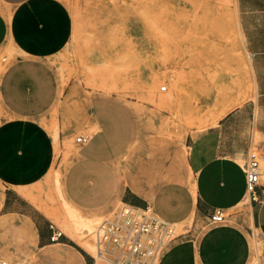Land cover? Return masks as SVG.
<instances>
[{
  "label": "crops",
  "instance_id": "crops-1",
  "mask_svg": "<svg viewBox=\"0 0 264 264\" xmlns=\"http://www.w3.org/2000/svg\"><path fill=\"white\" fill-rule=\"evenodd\" d=\"M67 1L0 0V54L12 51L0 60V259L64 244L87 263L75 238L63 232L51 240L58 227L28 194L61 168L59 141L90 130L61 168L66 212L89 219L79 209L120 201L184 224L160 264H254L257 257L264 264V173L253 198L242 168L253 149L264 164V0H234L253 96L191 137L186 153L172 162L162 148L137 140L133 114L120 100L60 84L50 58L73 33ZM215 210L224 212L223 222L211 221ZM24 229L30 238L20 241ZM255 234L262 239L259 255ZM46 255L40 253L37 264H47Z\"/></svg>",
  "mask_w": 264,
  "mask_h": 264
},
{
  "label": "rangeland",
  "instance_id": "rangeland-1",
  "mask_svg": "<svg viewBox=\"0 0 264 264\" xmlns=\"http://www.w3.org/2000/svg\"><path fill=\"white\" fill-rule=\"evenodd\" d=\"M67 2L73 33L66 47L50 58L60 84L78 85L90 95L120 100L133 114L137 140L147 147L162 148L170 162L180 159L191 137L215 124L233 103L253 96L249 54L234 0ZM11 55L12 51L6 50L0 60ZM53 117L57 121V114ZM82 132L91 131L79 130L59 141L61 168L68 164L69 154L79 148L76 139ZM61 168L34 186L28 197L70 235L64 228L65 217L78 218L66 212L69 204L60 192ZM261 168L264 170L262 162ZM121 205L116 201L97 210L79 211L98 219L97 226L102 220L115 218ZM184 231V224L175 225L176 234ZM76 234L79 243V236L93 242L92 233L76 228ZM253 236L262 241L257 234ZM28 238L27 230H21L20 241ZM80 248L87 263L80 262L76 251L64 244L20 249L6 258L18 264H37L40 253L46 252L47 264H94L90 254L94 251Z\"/></svg>",
  "mask_w": 264,
  "mask_h": 264
},
{
  "label": "built area",
  "instance_id": "built-area-1",
  "mask_svg": "<svg viewBox=\"0 0 264 264\" xmlns=\"http://www.w3.org/2000/svg\"><path fill=\"white\" fill-rule=\"evenodd\" d=\"M162 89L165 90L166 85ZM89 139V134H81L76 140L86 143ZM261 157L260 151L253 149L242 163L247 192L253 198L264 173ZM210 218L214 223L223 222L225 214L215 210ZM62 235L63 231L55 228L51 240L58 241ZM177 235L175 225L157 216L151 208L123 203L115 218L100 221L92 232L95 253L91 255L94 262L104 264H160L168 245ZM0 264L18 263L1 258Z\"/></svg>",
  "mask_w": 264,
  "mask_h": 264
},
{
  "label": "bare ground",
  "instance_id": "bare-ground-1",
  "mask_svg": "<svg viewBox=\"0 0 264 264\" xmlns=\"http://www.w3.org/2000/svg\"><path fill=\"white\" fill-rule=\"evenodd\" d=\"M243 99L238 100L237 102L233 103L227 110H229L230 108L238 105L239 103H242ZM98 222V219H82V220H77V219H73L72 215L66 216L65 220H64V228L65 230L70 234V236H72L73 238H76L77 234H76V228H78V230L81 231V233H87L91 234L94 229L96 228V223ZM181 226V225H180ZM81 242L80 244L89 252L94 251L95 253V247L93 242L88 241L87 239H84L83 236H79ZM77 240V238H76ZM261 241L257 240V253L258 255L261 254ZM93 253V254H94ZM92 254V253H90ZM99 262H95L94 264H98ZM254 264H259V260L258 257L256 258Z\"/></svg>",
  "mask_w": 264,
  "mask_h": 264
},
{
  "label": "trees",
  "instance_id": "trees-1",
  "mask_svg": "<svg viewBox=\"0 0 264 264\" xmlns=\"http://www.w3.org/2000/svg\"><path fill=\"white\" fill-rule=\"evenodd\" d=\"M80 251H82L80 248H79ZM83 252V251H82Z\"/></svg>",
  "mask_w": 264,
  "mask_h": 264
}]
</instances>
